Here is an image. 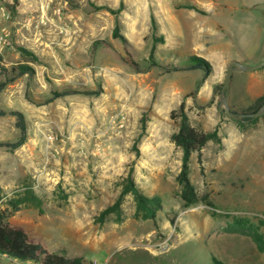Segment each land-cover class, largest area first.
Returning a JSON list of instances; mask_svg holds the SVG:
<instances>
[{"label":"rangeland","instance_id":"rangeland-1","mask_svg":"<svg viewBox=\"0 0 264 264\" xmlns=\"http://www.w3.org/2000/svg\"><path fill=\"white\" fill-rule=\"evenodd\" d=\"M0 6L10 14L0 16V36L8 32L0 43V82L13 78L0 91V110L18 109L26 123L21 145L0 146V209L13 225L86 263L212 264L215 255L227 264H264V113L226 115L219 89L231 59H264V0ZM192 54L210 63L208 73L191 68ZM21 64L34 71L19 74ZM261 72L264 66L234 71L231 90L242 97V114L254 101L251 75ZM63 90L72 91L51 99ZM182 103L193 126L217 129L219 137L192 153L189 176L200 200L189 206L177 181L182 148L171 139ZM15 123V115H0V141L19 138ZM129 176L160 198L155 219L137 217L127 193L121 212L100 221ZM27 187L40 204L13 210L9 200ZM0 264L22 261L0 254Z\"/></svg>","mask_w":264,"mask_h":264},{"label":"trees","instance_id":"trees-1","mask_svg":"<svg viewBox=\"0 0 264 264\" xmlns=\"http://www.w3.org/2000/svg\"><path fill=\"white\" fill-rule=\"evenodd\" d=\"M16 1V0H15ZM113 34L118 36L117 26L113 30ZM23 51L28 52L25 48ZM34 58H37L33 55ZM191 68L203 69L207 73L210 71V63L203 57L192 54L190 56ZM34 69L27 65L21 64L19 66V74L31 73ZM13 80L0 82V91L4 86ZM221 90V88H219ZM72 90H63V91H54L51 99L59 97L62 95L69 94ZM97 93V92H89ZM264 103V95L259 96L255 102L251 105L249 112L256 111ZM9 113L16 116V126L20 130V136L16 141L13 142H3L0 141V146H7L15 148L21 145L25 141L26 137V123L25 116L22 111L18 109L12 110H0V115ZM247 117V116H246ZM248 119H253L248 117ZM171 139L175 142L176 145L182 148V163L180 171L177 175V181L181 185L180 197L184 201L185 206H189L197 203L200 198L199 194L195 189L194 184L191 181L189 176V167L190 159L192 153L196 150L203 148L210 139L218 140L217 129L213 131H205L198 129L193 126L187 118V115L184 110V104H181V120L179 122L177 130L172 133ZM131 193L134 197L136 203L135 215L141 217L142 219H155L157 211L162 208L161 200L158 196L150 197L146 195L140 187L136 184L132 177L127 178L126 184L123 186L121 192L119 193L116 200L105 207L98 219L103 221V219L110 214L111 212H121V202L123 197ZM33 201L34 204H40V198L34 193L32 188L27 187L24 190L22 196H18L9 200V205L13 210L19 208L20 204ZM8 213L5 210L0 209V254H4L7 257L17 259L20 261L25 260H37L41 264H87L81 256H69L65 253H59L50 250L43 243L34 240L30 237L28 232L20 225H13L8 220ZM212 264H227L215 255H212Z\"/></svg>","mask_w":264,"mask_h":264},{"label":"water","instance_id":"water-1","mask_svg":"<svg viewBox=\"0 0 264 264\" xmlns=\"http://www.w3.org/2000/svg\"><path fill=\"white\" fill-rule=\"evenodd\" d=\"M264 66V59L261 60L260 62H257L255 64L252 65H246L243 64L237 60H233L230 62L226 73H225V78L223 83H221V104L224 107V113L232 118L238 119L242 116H247V117H257L260 116L262 113H264V103L254 112H250V113H246V114H242L236 111H233L230 109L228 101H227V92L228 89L230 87V83L232 80V75H233V71L237 68L241 69V70H256L260 67Z\"/></svg>","mask_w":264,"mask_h":264},{"label":"crops","instance_id":"crops-1","mask_svg":"<svg viewBox=\"0 0 264 264\" xmlns=\"http://www.w3.org/2000/svg\"><path fill=\"white\" fill-rule=\"evenodd\" d=\"M227 59L228 58H224V61H227ZM233 60H236V59H233ZM233 60L231 59V61ZM237 61L242 63V61L239 59H237ZM234 71H233V74H234ZM217 75L221 76L219 72ZM251 77L252 78H251L250 84H248V87L250 88L249 89L250 91L252 90L251 92H252V97L254 98V101L250 105H252L259 96L264 95V87L260 88L258 86L259 84H263L262 81L264 80V72L253 73ZM232 79H233V75H232ZM231 86H232V80H231L230 87L227 92V101H228V104L231 110L240 113L242 111L241 106H240L242 97L240 94H238L236 90H231Z\"/></svg>","mask_w":264,"mask_h":264},{"label":"built area","instance_id":"built-area-1","mask_svg":"<svg viewBox=\"0 0 264 264\" xmlns=\"http://www.w3.org/2000/svg\"><path fill=\"white\" fill-rule=\"evenodd\" d=\"M49 6H50V2L49 1H45L42 3V6H41V9H43V12H45L47 9H49ZM60 7L56 8L55 9V12L57 14L60 15ZM0 16L2 17H5V18H9L10 17V14L9 12L5 9L4 6H0ZM39 22L44 25L48 22V17L45 16V14H41L40 18H39ZM3 34L4 36H0V43L1 41H4L6 42V38H7V35H8V32L5 31V28L3 29ZM97 263V259L96 258H93L90 260L89 263L87 264H96ZM22 264H41L39 261L37 260H25V261H22Z\"/></svg>","mask_w":264,"mask_h":264}]
</instances>
